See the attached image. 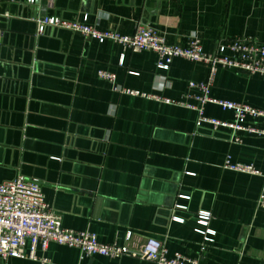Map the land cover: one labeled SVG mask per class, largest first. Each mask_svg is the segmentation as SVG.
Returning a JSON list of instances; mask_svg holds the SVG:
<instances>
[{
	"label": "crops",
	"instance_id": "crops-1",
	"mask_svg": "<svg viewBox=\"0 0 264 264\" xmlns=\"http://www.w3.org/2000/svg\"><path fill=\"white\" fill-rule=\"evenodd\" d=\"M26 2L0 0V184L19 175L38 180L64 228L93 232L105 244L140 249L156 239L170 256L200 264H264V209L257 205L264 180L224 168L230 158L264 172V137L240 133L243 143L235 144L230 131L197 127L192 109L120 93L98 76L108 71L123 88L195 105L200 92L189 84L207 81L210 66L175 59L162 70L152 51L60 29L38 36L35 19L87 18L99 31L129 36L142 23L169 45L185 47L195 37L215 53L238 37L264 47V0ZM210 96L264 110V76L220 68ZM206 114L234 119L213 104ZM201 213L211 214L206 225ZM38 256L50 264H154L81 260L77 249L55 243Z\"/></svg>",
	"mask_w": 264,
	"mask_h": 264
},
{
	"label": "built area",
	"instance_id": "built-area-1",
	"mask_svg": "<svg viewBox=\"0 0 264 264\" xmlns=\"http://www.w3.org/2000/svg\"><path fill=\"white\" fill-rule=\"evenodd\" d=\"M36 23L38 35H42L46 28L51 27L79 33L99 43L109 41L134 53L152 51L158 55L157 67L162 70H168L175 59L205 63L210 66L208 80L189 84L190 88L200 92V95L195 97L197 101L195 105L123 88L117 84L116 75L108 71H100L98 76L111 83L113 88L120 93L152 98L192 109L198 114L197 127L209 126L215 132L230 131L235 144L243 143L239 136L240 133L264 137V128L258 126L259 121H264V110L232 101L216 100L210 96L211 88L220 68L242 70L251 75L264 76V47L259 45L256 39L238 37L219 43L215 53H207L198 38L193 37L185 47L169 45L165 38L153 28L142 23L137 25L134 35L130 36L114 31H99L87 24V18L84 22H73L57 16H45L37 19ZM227 53H231V56H228ZM123 62L124 57L120 63L123 64ZM209 104L232 112L233 121L227 122L207 116L206 106ZM224 168L260 176L264 180V172L259 171L253 165L232 163L230 158L226 160ZM257 205L264 209V184ZM210 218V213H201L199 224L206 225ZM130 240L131 234H128L126 242ZM51 243L77 249L80 252L81 260L96 256L116 260L131 257L154 264H200L197 259L180 253L170 256L165 243L156 239H147L140 249H132L118 243H102L97 234L90 231L64 228L62 215L46 202L42 185L36 179L19 175L13 181L0 184V259L3 261L10 258L28 259L41 264H50L49 258L38 256V250L47 252Z\"/></svg>",
	"mask_w": 264,
	"mask_h": 264
},
{
	"label": "water",
	"instance_id": "water-1",
	"mask_svg": "<svg viewBox=\"0 0 264 264\" xmlns=\"http://www.w3.org/2000/svg\"><path fill=\"white\" fill-rule=\"evenodd\" d=\"M12 1H15V0H12ZM42 1H43V0H33V2H31V0H27L26 3H27L28 5H31V6L37 7V6L40 5V3H42ZM49 16H50V15H49ZM43 17H44V16H42V17H40V18H43ZM35 19H36V21H37L38 17L35 18ZM36 24H37V23H36ZM48 29H56V28L48 27V28H46L45 32H44L42 35H38V36H43L44 34H46V32H47ZM0 37H1V35H0Z\"/></svg>",
	"mask_w": 264,
	"mask_h": 264
}]
</instances>
